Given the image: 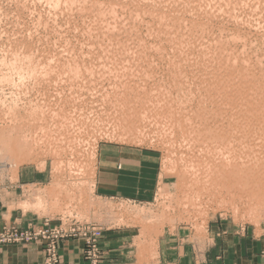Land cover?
I'll list each match as a JSON object with an SVG mask.
<instances>
[{"label":"rangeland","instance_id":"374dc122","mask_svg":"<svg viewBox=\"0 0 264 264\" xmlns=\"http://www.w3.org/2000/svg\"><path fill=\"white\" fill-rule=\"evenodd\" d=\"M7 195L25 228L92 226L96 264L111 231L141 263L164 239L199 258L210 227L264 238V0H0Z\"/></svg>","mask_w":264,"mask_h":264},{"label":"crops","instance_id":"0c3cea01","mask_svg":"<svg viewBox=\"0 0 264 264\" xmlns=\"http://www.w3.org/2000/svg\"><path fill=\"white\" fill-rule=\"evenodd\" d=\"M118 166V165H117ZM117 175L129 171V162L119 165ZM122 166V168H121ZM104 173L97 179V188L102 194L109 192L105 181L112 180L113 165H103ZM119 169V168H118ZM24 181V180H21ZM99 182V183H98ZM107 187V188H106ZM125 187V185H120ZM11 194V193H10ZM8 201L0 205V225L17 224L20 228L28 225L42 227L44 219L36 218L33 214L24 212L20 208H12V197L7 195ZM53 225V224H51ZM209 242L199 258L195 257L192 247L176 244L179 239H167L158 242L157 257L148 263H141L130 244L128 232H106L101 240V264H264L260 252L264 248L263 237H250L245 234H219L218 228L209 229ZM83 242L80 239H67L60 243V264H86L83 257ZM2 264H43L44 252L41 244H10L2 251Z\"/></svg>","mask_w":264,"mask_h":264},{"label":"built area","instance_id":"2783aa9c","mask_svg":"<svg viewBox=\"0 0 264 264\" xmlns=\"http://www.w3.org/2000/svg\"><path fill=\"white\" fill-rule=\"evenodd\" d=\"M92 226L84 228L72 227L70 230H64L57 226L48 228L45 225L40 229L20 228L17 224L0 225V264H2V251L6 245L10 244H30L40 243L45 258V264H59L60 255L58 244L60 240L66 238H79L85 245V260L90 264H96L99 257L97 240L99 232L93 233Z\"/></svg>","mask_w":264,"mask_h":264}]
</instances>
